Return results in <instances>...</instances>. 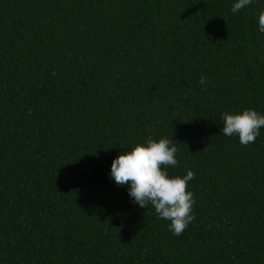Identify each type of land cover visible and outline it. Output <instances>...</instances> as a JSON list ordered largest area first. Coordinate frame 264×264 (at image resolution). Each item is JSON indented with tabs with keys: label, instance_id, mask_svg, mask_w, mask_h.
Instances as JSON below:
<instances>
[{
	"label": "trees",
	"instance_id": "16d2710c",
	"mask_svg": "<svg viewBox=\"0 0 264 264\" xmlns=\"http://www.w3.org/2000/svg\"><path fill=\"white\" fill-rule=\"evenodd\" d=\"M235 2L0 0V264H264V128L221 118L264 114V0ZM149 135L195 174L179 236L110 177Z\"/></svg>",
	"mask_w": 264,
	"mask_h": 264
},
{
	"label": "clouds",
	"instance_id": "9594fccd",
	"mask_svg": "<svg viewBox=\"0 0 264 264\" xmlns=\"http://www.w3.org/2000/svg\"><path fill=\"white\" fill-rule=\"evenodd\" d=\"M253 2L236 0L231 11L235 14ZM258 25L259 31L264 33V9L259 11ZM199 82L203 86L205 77L201 76ZM221 118L223 134L238 136L239 142L245 146L254 143L264 128V114L251 108L236 113L226 111ZM176 144L167 137L157 140L149 135L145 143H136L131 150L123 151L113 159L110 177L118 186L129 185V195L134 202L141 208L151 204L161 219L170 221L172 233L179 236L195 219L192 215L193 193L188 189V182L195 174L192 170L183 176L170 175L167 171L178 164Z\"/></svg>",
	"mask_w": 264,
	"mask_h": 264
}]
</instances>
